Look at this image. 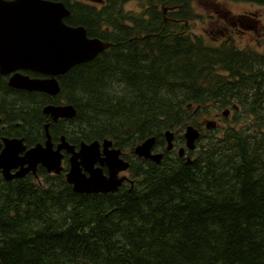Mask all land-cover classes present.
I'll return each mask as SVG.
<instances>
[{"label": "trees", "instance_id": "16d2710c", "mask_svg": "<svg viewBox=\"0 0 264 264\" xmlns=\"http://www.w3.org/2000/svg\"><path fill=\"white\" fill-rule=\"evenodd\" d=\"M233 1L264 7V0ZM210 2L212 10L227 12ZM142 5L150 18L141 17L135 32H154V38L136 43L129 28L108 34L106 41L116 45L58 76L56 96L0 87L1 116L32 128L34 141L20 135L31 144L46 140L48 122L53 140L64 135L78 146L108 138L133 154L154 136L162 161L134 154L133 186L109 193L76 192L66 171L42 170V183L7 180L0 171V264H264V121L202 135L189 161L167 151L164 136L184 125L199 127L196 116L211 103L232 105L245 122L262 117L264 52L216 45L190 29L175 34L176 23H165L159 7L173 8L168 16L190 27L196 0ZM62 102L76 115L54 122L43 108ZM184 141L175 138L177 145Z\"/></svg>", "mask_w": 264, "mask_h": 264}, {"label": "water", "instance_id": "95a60500", "mask_svg": "<svg viewBox=\"0 0 264 264\" xmlns=\"http://www.w3.org/2000/svg\"><path fill=\"white\" fill-rule=\"evenodd\" d=\"M166 10L167 8L164 7V11ZM68 14L69 11L65 5L58 1L0 0V72L5 75L14 73L9 79L10 86L56 96L61 90L57 78L59 75L65 74L77 64L94 59L99 53L113 45L99 38H89L84 27H71L65 23L64 18ZM21 70H31L48 75V77H31ZM191 106L192 104L188 105V107ZM43 111L50 115L53 121L60 118L72 119L76 115V109L72 104H48ZM229 111L226 109L223 114L227 116ZM216 124L215 120H206V127L209 129L216 127ZM44 127L46 141L37 143L30 149H27L22 138L5 137L3 147L0 141V169L6 179L23 177L27 170L21 169L14 174L11 170L19 165L18 162L15 163L17 159L24 163L30 155L31 165H34L33 169L42 163L48 172L60 173L64 169L62 166L63 149H67L71 154L66 178L76 192H114L127 178L126 176L119 177L118 174L126 170L130 164L121 158V149L112 147V140L81 142V148L77 151L76 146L70 144L66 137L62 136L55 148L49 132L50 122ZM164 135L167 150H171L175 133L167 130ZM184 137L186 147L194 150L196 140L200 137V131L193 124H189L186 126ZM155 143L156 137L152 136L137 145L134 151L140 157L160 163L163 153L153 151ZM83 146L88 150L92 149L89 156L87 152L82 154ZM38 149L41 155L36 154ZM24 151L25 153L20 155ZM185 151V147H180L179 155H184ZM44 157L50 160L49 164L40 160ZM116 160L120 168L112 162ZM104 165L113 167V175L104 174Z\"/></svg>", "mask_w": 264, "mask_h": 264}, {"label": "flooded vegetation", "instance_id": "af4514ba", "mask_svg": "<svg viewBox=\"0 0 264 264\" xmlns=\"http://www.w3.org/2000/svg\"><path fill=\"white\" fill-rule=\"evenodd\" d=\"M50 1H55V2H62L65 7L68 9L69 14L64 18V22L70 25L71 27H84L87 32V36L89 38H99L101 40H106L105 38H108V34L112 35L113 32L117 30L119 31V35L123 32L124 28H129L132 29L134 35V39H136V43H138L139 40L147 39L149 37L154 38V32L153 33H142V34H137L135 31L140 29V24H143L144 21L141 19L140 15H134L135 19H128L124 17L123 15V10L124 7H126L129 3L131 2H140V0H101V1H93V0H50ZM116 1V2H115ZM174 9H169L167 8L166 11L164 9H161V14H162V19L164 20L165 23L168 22H174V23H182L183 26L176 27L174 26L175 29V34H178V36H186L187 31L191 29L192 31V26L187 27V23H184L181 21V19L177 18H172L168 16V13L173 11ZM128 11H136L133 8L128 9ZM218 14L222 13V11H216ZM223 15H228V13L223 14ZM220 16V15H219ZM144 18L147 17L148 19L150 18V15L145 14L143 16ZM125 20H131L130 24H126L124 22ZM224 21V20H223ZM228 23L227 26H225L224 29H218L217 32H214L219 35V37L216 38V40L213 42L216 45H220L221 43L225 42L227 44L234 45L233 43H230V41H233V39H230L232 37V33L235 31V26H238L237 29L241 32H247L251 31L252 33L257 32L258 30V24L260 19H258L257 14L254 12L250 13H241L238 15H232L229 20L226 21ZM164 28V31H167V33H170V30L172 29L171 25L167 26ZM116 28V29H115ZM163 29V27H162ZM195 35H204L203 33L197 34V32L192 31ZM229 35V36H226ZM167 36V35H166ZM139 39V40H138ZM110 41V40H107ZM113 45H116L115 42L111 41ZM121 45L123 44V40L120 41ZM235 46V45H234ZM236 47V46H235ZM239 48V47H236ZM14 73L10 74H2L0 72V87L3 89H8V87L11 88H16L13 86L9 85V79ZM27 74V73H26ZM20 89V88H17ZM3 94L0 92V141L2 144V147L5 146L4 138L9 137V138H22L24 140V143L27 145V149H30L33 147L35 144H31L30 142H27L25 140L24 136H20L23 132L25 134H28L29 137L32 139L34 135V130L30 128V131H25L24 128H22V123L20 122H12V121H7L4 120L3 116H1V102H2ZM4 109L6 111L9 110L8 105L4 104ZM218 124V123H217ZM29 138V139H30ZM36 138L34 137L32 140L34 141ZM53 140V139H52ZM59 140H53L54 142V147L57 148ZM71 143V142H70ZM31 144V145H29ZM185 145V144H184ZM184 145H177L176 142L174 143V148L170 152H177V148L184 146ZM81 148V143L76 147V150L79 151ZM1 150V149H0ZM64 157L62 159L63 166L65 167L64 169L66 170L68 166L70 165V157L71 154L67 151V149L62 150ZM25 153L21 152L20 155H23ZM121 157L123 159L127 160L130 162L131 166L133 164V161H135V156L134 154H125L124 152L122 153ZM23 165V166H22ZM31 166V167H30ZM30 167V168H29ZM31 165L29 161H25L24 164L18 165L16 168H13L11 171L12 173H16L21 169L27 170L25 175L20 178H13V179H21V178H30L33 180H36V182H42L43 177L40 175V172L44 170L45 172L49 173L47 171V168L42 163H39L35 169ZM35 170V171H34ZM1 171V170H0ZM64 172V171H62ZM103 172L105 175L110 174L109 167L107 165L103 166ZM2 173V172H1ZM128 173V174H127ZM50 174V173H49ZM60 174V173H59ZM58 175V174H57ZM119 176L123 177L126 176L127 178L125 181L122 183V185L117 189H121L122 187L126 186H133L134 184V178L132 177V173L129 170L126 171H121L119 173ZM10 179V180H13ZM116 190V191H117Z\"/></svg>", "mask_w": 264, "mask_h": 264}, {"label": "rangeland", "instance_id": "374dc122", "mask_svg": "<svg viewBox=\"0 0 264 264\" xmlns=\"http://www.w3.org/2000/svg\"><path fill=\"white\" fill-rule=\"evenodd\" d=\"M210 1L222 4L223 6L225 5L227 12H224L225 10H222V13L223 14L228 13V15H223L221 13L218 14L216 10H212L215 8V6ZM130 8H133L136 11H128V9ZM194 9L197 14L196 16L197 18H195V21L191 23V26L193 25L192 31L197 32V34L203 33L204 35L201 36L206 40H210L212 42H214L216 38L219 37V35L214 32H217L218 29H224L225 26L228 25L226 21L229 20V18L232 15L236 16L241 13L254 12L255 14H257L258 19H260L261 21L258 24L257 32L252 33L251 35V31L241 32L237 29L238 26H235V30H234L235 32L232 33L233 35L232 37H230V39H233L234 42L230 41V43H233L236 47H239L238 49L241 50L247 48H254L256 50H262L264 52V7L263 6L253 2L233 1V0H196V6ZM158 10L161 11V6L159 7ZM137 14L140 15V17H143L145 14H148L146 8H143L142 0H140V2L138 3L131 2L126 7H124L123 15L125 19L126 18L135 19L134 15ZM125 19L124 22H126V24H130L131 20H125ZM181 25L182 23L174 24V26L176 27H179ZM226 36L229 35L226 34ZM207 108L208 110L206 113H201L196 116V121L200 122V126L199 127L195 126V127L199 129L200 137L202 135L205 136L209 135L210 137H213L215 135H222L225 129L230 126L243 128L247 125H250V123L253 125L255 119L256 121L258 120H260L261 122L264 121V119L262 118L264 117V111L260 112L261 113L260 116L262 117H259V119L257 113L249 118L250 122H245L242 118V114H236V112L233 110L232 105L229 106L225 105L223 107H219L214 103H211ZM226 109H230L227 116L223 114L224 110ZM208 119L217 121L218 124H216V127L212 129L207 128L206 120ZM186 126L184 125L182 128L173 130L175 133V138L177 136L179 138L183 137L185 139L184 132L186 131ZM196 141H198V139ZM194 150H196V148ZM156 151H163V150H156ZM123 152L129 155L133 154L132 151L127 148L123 149ZM127 169L128 170L130 169L131 171V168H127Z\"/></svg>", "mask_w": 264, "mask_h": 264}, {"label": "bare ground", "instance_id": "6f19581e", "mask_svg": "<svg viewBox=\"0 0 264 264\" xmlns=\"http://www.w3.org/2000/svg\"><path fill=\"white\" fill-rule=\"evenodd\" d=\"M85 147L83 146L82 147V154H85V152H87L88 153V156H89V153H90V150L92 151V149H90V150H88V149H86V151H85V149H84ZM42 151V150H41ZM43 152V151H42ZM80 152V153H81ZM41 152L39 151V149L36 151V154H39V155H41L40 154ZM45 153V152H44ZM92 153V152H91ZM29 155V154H28ZM76 155V154H75ZM87 155V154H86ZM31 156V155H30ZM30 156H27V161H29L30 163H32V158H30ZM44 156H46V155H44ZM41 158V157H40ZM47 158V157H46ZM45 157H44V159H40L43 163H50V160H48V159H46ZM84 158V157H83ZM86 159H87V157H86ZM90 159V158H89ZM108 159V158H107ZM52 160V159H51ZM85 160V159H84ZM18 162V163H17ZM23 161H21V160H18L17 159V161L15 162V163H17V164H19V165H21V164H24V163H22ZM75 162V161H74ZM84 162V161H83ZM113 163H115V164H117V168H120V166H119V162L116 160V161H112ZM109 165V164H108ZM112 165V164H111ZM17 166V165H16ZM31 167V166H30ZM29 167V168H30ZM108 167H110L109 168V170H110V175H113V171H114V169H113V167L112 166H108ZM94 175V174H93Z\"/></svg>", "mask_w": 264, "mask_h": 264}]
</instances>
